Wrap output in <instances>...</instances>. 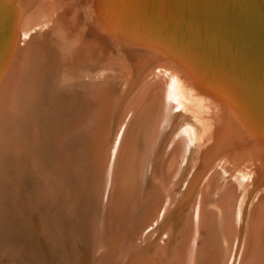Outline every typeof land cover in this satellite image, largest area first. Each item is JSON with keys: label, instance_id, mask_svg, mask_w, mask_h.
<instances>
[{"label": "rangeland", "instance_id": "1", "mask_svg": "<svg viewBox=\"0 0 264 264\" xmlns=\"http://www.w3.org/2000/svg\"><path fill=\"white\" fill-rule=\"evenodd\" d=\"M49 1L53 4L49 5ZM56 1H58V3ZM64 1L67 0H0V51H2L0 53V58L4 57V51H6L7 54L6 58L4 59V65H0V264H99L101 260V250H97V245L96 242H94V236L92 235L93 233L90 227L89 219L90 213H88L87 208L88 203H85L86 201L83 196L84 193H80V188L78 185L74 186L73 188V191L76 194H74V192L70 190V187L68 186L70 176L68 168L65 166L68 164L65 160V156H61L59 151H57V148L54 146V141L52 139V131L54 129L53 123H55L60 116H62L64 119V115L66 116L65 120L72 121L73 118L71 114L72 112H75L71 109V107L73 109H77V107L80 106L79 104L81 103V100L87 96L85 92L90 93L93 96L94 101L98 104L96 116L99 114V119L103 118L104 121H100L101 126H103H100L101 128L98 132L97 130L99 128L98 126L100 125V122H93L92 127L99 123L98 126H96L98 128H96V130L95 127H93L92 130L90 127L93 132L88 129L89 133L92 132L93 134L91 133L89 136L87 135L88 137L85 135L86 138L83 137L85 139L84 143H88V145L86 144L87 148L92 147L95 149L96 147L101 146H98L100 143L104 142L103 145L106 151L105 160H107L108 165L109 158L111 156V154L109 155L108 151H111L113 148L119 125L126 116L125 114H127L138 102L142 96L141 93H144V89L150 85V82L154 79H161L162 76V81L167 88L166 98H168L167 100L169 102L166 103V106H168V123H166V129L163 131L164 134L161 135L154 155L155 168L157 169L158 176H160L166 168L167 159L172 153L170 151H182V149L183 151L182 153L180 152L181 156L179 159V167L177 172L169 181L172 188H170L168 183V189L170 190L167 191V194L169 193V202L167 201V203L169 204L165 203L167 206L161 213L164 215H160V219H157L156 224L150 225V227L146 229L147 232L144 231V234L139 237L141 238V241L138 239L140 242L136 243L134 248L135 252L133 251L134 253L129 263L145 264V261L148 259L152 264H156L157 261V263L160 264H163L164 262L165 264H174L176 259L182 260L181 262L177 261L178 263L176 262V264L183 263L186 258H183V260L182 257H185V255L190 251V238H192L190 236H192L191 231H193L194 226L193 216L195 214L194 212L196 211L197 194L202 185H204V183L207 181L208 177V179H211L209 181L211 184L218 183V187L214 189L215 193H219L221 191L222 194V192L230 187L238 189L239 194L237 206L241 209L243 218L240 225L241 230H243L241 235L242 238L244 230H246V226L249 222L252 206L257 204V200H259V198H264V155H260V153L264 152V98H262L264 97V92L262 91V88L264 89V77L262 78L261 76H264V74L261 73V75H257L261 72L259 68L262 67V65L264 66V11L260 10V8L264 9V0H228L229 3L228 1L224 0L227 2L225 4H228L229 8L226 7L223 2V8H225H222V10L219 9L223 11V13H221V11L218 13L223 14L220 16V20L222 21L225 18L222 22L225 23V26L229 27L228 29L231 36H222L217 32H211L205 25L196 24V26L191 25L190 23H182L181 21L174 18L173 20H171V18L167 19L169 22L166 20L167 26H165L166 24L163 21L164 19H160L158 21L161 24L156 22V20H154V23L151 18H154L155 12L157 13L158 11H151L150 7L149 11L146 9L147 6L143 4L149 3L151 6L152 4L149 2V0H136L137 2L135 0H123V2L121 0H111L110 2L112 4L115 1H119V5L123 7L124 10H122L118 4L116 6L112 5V7L110 3L109 7L119 9V14H126L125 19L124 15L118 16L117 10L112 11V9H109L108 6H103L100 11L103 20L104 18L109 17V19L104 20L108 22H105L107 26L106 28H109V31L107 30V32H113L116 42L120 40V42H118L116 45L111 42L105 44V42H107V38H104L105 36L99 32H97L99 35L95 36L96 30L94 32L91 31V33L89 32V35L87 32H84L85 29L82 30L85 25L88 26L87 24L92 23V25H94L93 18L86 22L87 18L85 19L86 16H84L87 15V12L90 9L92 11V7L90 6L91 4H85V2H90V0H79L85 4V6L82 5L81 10L77 9L78 5L75 7L73 6L78 11L77 14L72 10L70 13L69 10L63 12L62 10L65 7ZM76 1L77 0L74 2ZM165 1L162 0V2ZM168 1L170 6L172 8L174 7L173 9H179L189 0ZM216 1L217 0H215V2ZM39 2L41 7L46 5L48 11L47 9L43 10V7V12L42 10H37L36 12L38 13H35V16H25L27 13L29 14L31 12L26 8H31V6ZM125 2L126 6L124 8ZM56 3L59 6L58 10L61 9L59 12V18L54 16V14H50L52 10L51 7H54ZM137 3H139L140 7ZM231 3L232 5H230ZM236 3L238 4L236 5ZM160 4L161 3H159V5ZM134 5L135 7L138 6L139 9L135 10L137 7L135 8ZM261 5L262 7H260ZM87 6H90V9L87 8ZM104 7L106 8L105 10ZM131 7L134 8H132V10L135 11L134 13L131 10ZM242 9L243 13H240L242 12ZM250 9L253 11V13H250L252 12ZM257 10H260L262 13H259ZM103 12L105 13L103 14ZM128 12L130 15L127 14ZM226 12H228L229 16ZM136 13H138L137 17H135ZM254 13L259 14L258 18L257 16H252ZM64 14L65 18L63 17ZM96 14L98 13L96 12ZM51 15L54 16L52 19ZM132 15L134 16L131 18L130 16ZM31 16L34 17V19L36 18V20L31 18ZM44 19H46V22ZM59 19L60 22L58 21ZM139 19L140 21H138ZM90 21L91 23H89ZM149 21L152 22V26L150 25ZM70 22H72L71 25ZM137 22L139 24H137ZM256 22L257 24H255ZM180 24L186 29L181 28L182 26H180ZM77 26L79 28V32L76 29ZM29 27H32V29ZM74 27H76V32H74V29H72ZM149 27L152 30L149 29ZM234 28L237 30H234ZM70 29L72 30L70 31ZM61 30L63 34L60 32ZM82 31L84 32L83 36L81 35ZM57 32L60 33L58 34ZM69 33L71 36L68 37ZM184 33L185 36L187 35L186 38H184ZM61 34L63 36H61ZM124 34L131 36V38H136L135 36H141L140 34H144L142 36H145L146 39L147 37L154 38L155 44H151L149 47L145 46L142 49H138L139 46L137 48H133L131 45L134 44H132L133 41L130 40V38L126 39L125 37L124 40L122 39L121 36ZM189 34L192 36L190 37ZM240 34H242V36ZM75 35H77L78 39L81 41H77L78 39ZM57 36L59 38H56ZM98 36L101 37L102 41L100 38L99 41L97 38ZM239 36H244L243 38L245 39L242 40V38ZM83 37L85 38V42ZM71 39L76 41L72 42ZM161 39H163L165 43ZM247 39L249 42H247ZM13 40H15V42H13ZM82 40L84 43H81ZM230 40H235L242 46V48H240V45L237 46V51H239V54L241 53L240 55L245 57L247 56L248 61L246 60V65L243 63L244 61L241 62L239 57H236L238 60L235 59V54H233L232 57V53L228 52L230 50H228L229 46L227 43ZM66 41H68V43ZM70 41L75 46H72L73 44L69 43ZM160 41L164 43V45L161 44ZM182 41H185V44ZM241 42H243L242 44L244 45H242ZM245 43L247 45H245ZM161 45L165 50L168 49L167 52H165V50L159 49V46ZM71 46L75 49H73V52L70 51L72 50ZM92 46L97 50L92 48ZM243 46H249V49ZM224 48H227V50ZM147 49L153 52L146 51ZM250 49L252 50L250 51ZM246 50L248 52H246ZM63 52H66V54ZM76 52L77 54L79 53V55H77ZM218 53L220 54L218 55ZM112 54L115 56H112ZM86 55L88 57H86ZM148 55H151L153 60L150 58L151 56ZM137 56L140 58H137L134 61V58ZM222 56H226V58H223L222 60ZM108 57H110L111 60H109L110 58ZM122 57H124L125 60ZM148 57L151 59V62ZM130 58L133 59V61ZM140 59L142 60L141 62ZM229 59L233 60L234 62L230 61ZM129 60H131L132 63H130L131 61ZM146 60L148 61L146 62ZM236 60L238 63L235 62ZM75 61H79L77 62L78 64ZM122 61L123 64L121 63ZM240 62L243 64V66H241L242 64H239ZM234 63L236 65L238 64L237 66H239V69L236 68V73L242 74L243 76L234 73L236 70L234 68L237 67H234ZM258 63H260L259 65H262L258 66ZM121 64L123 66H121ZM170 65L174 68H171ZM168 66L170 67L168 68ZM248 66H252V70ZM65 67H67L66 69H68V71L65 69ZM230 67L233 68V71ZM241 67H245L246 70L245 68L243 69L246 72L249 70V73L247 72L246 74V72L243 71ZM253 67L257 69L255 70ZM247 68L249 69L247 70ZM241 70L243 73L245 72L246 76H244L245 74H243ZM24 71L26 74L28 73L30 77L28 74V76L25 75ZM26 71H29L30 73ZM229 71L236 76L231 74V77ZM102 72L105 75H103ZM130 73H132L133 76H130L132 75ZM167 75L170 76L172 80ZM110 76L113 77L112 81L114 82H112L111 79L109 80ZM116 76L119 77V80H117L118 77ZM241 76L243 78H241ZM164 77H167L166 80L169 79V81L171 80L172 83L170 84L168 80L165 81ZM225 77L228 80H226ZM257 77H259V79ZM260 78L263 81L260 80ZM105 79L107 82L109 80V82L107 83ZM183 79L187 84H185ZM82 80L83 83H87L89 88L84 90L76 85ZM125 81L127 83H125ZM259 81H261V84ZM166 82L170 85V87ZM62 83L63 85L60 86ZM171 85H173V87ZM228 85L229 88H227ZM258 86H260V88ZM98 91H101L102 93H99ZM259 91L260 93H258ZM61 94L64 96H61ZM192 98H195L197 101L195 99L193 100ZM225 98L226 101L224 100ZM51 99H53V102ZM172 101H174V103ZM64 104L66 106H64ZM48 105H51V107ZM195 105H197V108ZM202 105H205L204 108L201 107ZM193 106L195 107L194 109ZM62 107L65 108L63 109ZM55 108L59 109L57 110ZM54 113L56 115H54ZM221 115L224 118H221ZM97 119L98 118L96 117L94 121H99ZM226 122H228V124ZM256 127H258V130ZM104 128L106 130H104ZM259 128H261V130ZM101 129L104 131L102 132ZM100 131L103 133L102 135L100 134ZM92 135H95L97 138H99V144H96V146L95 142L97 143L96 140L98 139L95 136L92 137ZM230 137H233V139ZM91 138L94 139L91 140ZM89 141L95 147H93L92 144L89 145ZM76 143L77 145H72L73 153H75L78 161L83 159L81 162H85L87 157H85L81 150H77L78 143L81 144L80 139L78 142L76 141ZM177 143H181L182 145H177ZM179 147L182 148L180 149ZM92 148L91 151H95L93 153L95 157L97 149L100 148L95 150ZM242 152L245 153L243 154ZM241 153L243 154L242 156ZM248 154L249 156H247ZM255 155L257 156L255 157ZM208 156L211 158L209 159ZM250 160L252 162H250ZM214 168L217 169L215 170ZM100 169L102 168H95L92 166V171L89 170V174L95 173L98 180V177H100V175H98ZM217 171L219 172L220 176ZM240 177L242 178L240 179ZM49 183L53 186H48ZM67 193H70L75 197H72ZM67 213L69 214V218ZM77 225L78 229H76ZM188 240L190 242H188ZM139 245H141L140 248ZM96 251L100 252H98L99 255ZM95 253L97 255H95ZM165 253H167L166 255H168V258L166 257ZM183 253L184 256L182 255ZM140 257L144 258L140 260ZM134 258L136 259L133 260Z\"/></svg>", "mask_w": 264, "mask_h": 264}, {"label": "bare ground", "instance_id": "2", "mask_svg": "<svg viewBox=\"0 0 264 264\" xmlns=\"http://www.w3.org/2000/svg\"><path fill=\"white\" fill-rule=\"evenodd\" d=\"M75 0H67L64 1L65 3V7L62 10L67 11L69 10V13L72 11H75L77 14V10L74 8L76 5L77 9L81 10L82 5L85 6L86 3L91 4L90 6L92 7V11L90 9V6H87V8H89L90 10L87 12V15L85 19L87 18L86 22L89 21V19L93 18V23L94 25H92L91 21L89 23L91 24H87L88 26H84L82 28V30L85 29L84 32H87V34L91 31L94 32L96 30V35L102 34L103 36H105L104 38H107V42H105V44H107L108 42L113 43L114 45L118 44V42H120V40L118 42H116L114 36H113V32L112 33H108L107 30L109 28H106V24L104 21L105 19H109V17L104 18V20L102 19V15L100 13L101 8H103V6H108L109 9H112V11H116L118 12L119 9L117 8H111L110 6V1L111 0H90V2H85V4H83L81 1L77 0L76 2H74ZM79 1V2H78ZM86 1V0H84ZM83 1V2H84ZM88 1V0H87ZM96 1V2H95ZM123 2V0H121ZM131 1V0H130ZM134 1V0H133ZM136 1V0H135ZM165 1V0H163ZM217 1H222V2H217ZM215 2V0H189L185 5L183 4L181 6V8L179 9H173L170 6V3L168 0H166L165 2H162V0H149V2L152 4L150 6L149 3H143L145 4V6H147V10H149V7L151 9V11L153 10H157L158 12L154 14V18H151L152 21L155 23L154 20H156V22H158L160 19H164L163 21L165 22V26H167L166 20L171 18V20L177 19L179 21H181L182 23H190L191 25H196V24H202L205 25L211 32H217L219 34L223 35H230V31H229V27L225 26L222 21L225 19H223L222 21L221 19V13H223L222 8H223V2L224 4L227 3L225 1L228 0H217ZM237 1V0H236ZM245 1V0H243ZM248 1V0H247ZM254 1V0H253ZM256 1V0H255ZM53 2V1H52ZM58 3V1H56ZM113 2V1H112ZM137 2V1H136ZM232 2V1H231ZM250 2V1H249ZM56 3V5L54 7H51V13L50 14H54V16H56L57 18H59V12L60 10H58L59 6ZM131 3V2H130ZM129 3V4H130ZM159 3H161L159 5ZM229 3V1H228ZM235 3V2H234ZM239 3V2H238ZM236 3V5L238 4ZM242 3V2H240ZM245 3V2H243ZM252 3V2H251ZM254 3V2H253ZM258 3V2H256ZM261 3V1H260ZM264 3V2H263ZM49 5L53 4L49 1L48 3ZM47 4V5H48ZM87 4V5H88ZM94 4V5H93ZM119 5V1H115L113 4L111 3V6H116ZM139 6V3H137ZM259 4V3H258ZM2 5V4H1ZM11 5V4H10ZM131 5V4H130ZM136 5V3H135ZM134 5V7H135ZM226 7H228V4H225ZM224 5V6H225ZM232 5V3L230 4ZM243 5V4H242ZM247 5V3H246ZM251 5V4H250ZM263 5V4H262ZM262 5L260 7H262ZM25 6V5H24ZM40 6V7H39ZM74 6V7H73ZM112 6V7H113ZM120 6V5H119ZM126 6V2L124 4V8ZM138 6H136L135 10L139 9ZM144 6V5H143ZM154 6V7H153ZM234 6V5H233ZM252 6V5H251ZM256 6V5H255ZM11 7V6H10ZM44 7V9H43ZM43 7H41L40 2L31 6V8H26L27 10H30L29 14L25 13V16H30V15H34L37 10H46V5H44ZM104 7V10L106 9ZM121 7V6H120ZM140 7V6H139ZM153 7V8H152ZM231 7V6H230ZM12 8V7H11ZM10 8V9H11ZM49 8V7H48ZM122 10L123 7H121ZM120 8V9H121ZM133 7H131L132 10ZM154 8H158V9H154ZM225 8V7H224ZM223 8V9H224ZM229 8V7H228ZM253 8V7H252ZM259 8V7H258ZM134 9V8H133ZM221 9V10H219ZM239 9V8H238ZM248 9V8H247ZM246 9V10H247ZM257 9V8H256ZM42 10V12H43ZM108 10V9H107ZM146 10V11H147ZM251 10V9H250ZM254 10V9H253ZM263 10L264 9H261ZM260 10L259 13L261 12ZM11 11V10H10ZM33 11V12H32ZM48 11V9H47ZM50 11V10H49ZM111 11V10H110ZM133 11V10H132ZM150 11V10H149ZM221 13H218L220 12ZM252 11V10H251ZM255 11V10H254ZM96 12L98 14H96ZM121 12V11H120ZM135 11H133L134 13ZM140 12V10H139ZM138 12V13H139ZM240 12V11H239ZM250 12V11H249ZM248 12V13H249ZM48 13V12H47ZM46 13V14H47ZM105 12H103L104 14ZM109 13V12H108ZM107 13V16H108ZM113 13V12H112ZM136 16L137 17V14ZM153 13V12H152ZM228 14V12H226ZM243 13V9L242 12ZM247 13V14H248ZM250 13H253L250 12ZM258 13V12H256ZM254 13L252 16H257L259 14ZM262 13V12H261ZM49 14V13H48ZM49 14V15H50ZM128 15H130V13H127ZM141 14V13H140ZM139 14V15H140ZM226 14V15H227ZM233 14V13H230ZM244 14V15H247ZM8 15V14H7ZM115 15V14H114ZM113 15V16H114ZM118 16L122 15L119 14V12L117 13ZM124 15V14H123ZM122 15V16H123ZM126 15V14H125ZM124 15L125 19L126 16ZM135 15V14H134ZM130 16L131 18L134 16ZM157 15V16H156ZM249 15V14H248ZM264 15V14H263ZM35 16V15H34ZM53 15H51V19L54 17ZM73 16V15H72ZM83 16V17H84ZM89 16V17H88ZM110 16V15H109ZM112 16V15H111ZM229 16V14H228ZM232 16V15H231ZM37 17V16H36ZM49 17V16H48ZM65 18V14L63 16ZM70 17V16H69ZM224 17V16H223ZM222 17V18H223ZM31 18L34 19V17L31 16ZM45 18V17H44ZM75 18V17H74ZM115 18V17H114ZM159 18V19H158ZM228 18V17H227ZM235 18V16H234ZM240 18V17H239ZM244 18V16H243ZM242 18V19H243ZM254 18V17H253ZM28 19V17H27ZM26 19V20H27ZM47 19V18H46ZM46 19L45 22H46ZM49 19V18H48ZM112 19V18H110ZM120 19V18H119ZM129 19V18H128ZM136 19V18H135ZM143 19V18H142ZM229 19V18H228ZM252 19V18H250ZM255 19V18H254ZM263 19V18H262ZM36 20V18L34 19ZM40 20V19H39ZM56 20V19H55ZM130 20V19H129ZM134 20V19H131ZM235 20V19H234ZM261 20V19H260ZM29 21V20H28ZM60 22V19L58 20ZM70 21V20H69ZM75 21V20H74ZM136 21V20H135ZM140 21V19L138 20ZM169 22V20H167ZM244 21V19H243ZM248 21V19H247ZM259 21V20H258ZM262 21V20H261ZM26 22V21H25ZM30 22V21H29ZM53 22V20H52ZM83 22V21H82ZM150 22V21H149ZM225 22V21H224ZM229 22V21H228ZM233 22V21H232ZM236 22V21H235ZM28 23V22H26ZM34 23V22H33ZM32 23V24H33ZM97 23V24H95ZM108 23V22H107ZM160 23V22H158ZM231 23V22H230ZM234 23V22H233ZM22 24V23H21ZM72 24V22H70V25ZM112 24V23H111ZM110 24V25H111ZM137 24H139L137 22ZM161 24V23H160ZM163 24V23H162ZM170 24V23H168ZM257 24V22L255 23ZM12 25V24H11ZM74 25V24H73ZM119 25V24H118ZM144 25V24H143ZM150 25L152 26V22H150ZM154 25V24H153ZM156 25L158 26V24L156 23ZM66 26V25H65ZM162 26V25H161ZM164 26V27H165ZM171 26V25H170ZM180 26H182L180 24ZM197 26V25H196ZM2 27V26H1ZM27 27V26H26ZM73 27V26H72ZM106 29H104V28ZM145 27V26H144ZM160 27V26H159ZM158 27V28H159ZM162 27V28H164ZM193 27V26H192ZM195 27V26H194ZM13 28V27H12ZM30 28V27H29ZM62 28V27H61ZM74 29V32L75 31ZM147 28V27H146ZM154 28V27H153ZM161 28V27H160ZM170 28V27H169ZM168 28V29H169ZM181 28H185V27H181ZM189 28V25H188ZM240 28V27H239ZM238 28V29H239ZM32 29V27L30 28ZM64 29V28H62ZM70 29V31L72 30ZM77 30L79 29L78 26L76 28ZM149 29H151L149 27ZM166 29V28H165ZM186 29V28H185ZM25 30V29H24ZM152 30V29H151ZM155 30V29H154ZM170 30V29H169ZM184 30V29H183ZM182 30V31H183ZM234 30H237L234 28ZM56 31V30H55ZM59 31V30H58ZM109 31V30H108ZM185 31V30H184ZM196 31V30H194ZM62 34V30L60 31ZM59 32V33H60ZM67 32V31H65ZM73 32V33H74ZM79 32V30H78ZM83 31L81 32L82 36H83ZM97 32H99L97 34ZM241 32V31H240ZM34 33V32H33ZM31 33V34H33ZM58 33V32H57ZM56 33V34H57ZM58 33V34H59ZM68 33V32H67ZM71 33V32H70ZM69 33L68 37L71 36ZM72 33V34H73ZM183 33V32H182ZM190 33V32H189ZM194 33V32H193ZM55 34V36H56ZM61 34V36H63ZM187 34V33H186ZM208 34V33H207ZM243 34V33H242ZM242 34H240L242 36ZM80 35V34H78ZM89 35V34H88ZM141 36H135L136 38H131V36L129 35H122V39L124 40V38L126 37V39L130 38V40L133 41L131 45L133 48L134 47H138V49H142L145 46H150L151 44H155L154 38L151 37H146L142 36L144 34H140ZM205 35V34H204ZM253 35V34H252ZM73 36V35H72ZM78 39V36L75 35ZM85 36V34H84ZM185 36V33H184ZM190 36V34H189ZM192 36V35H191ZM190 36V37H191ZM207 36V35H206ZM239 36V37H241ZM250 36V34H249ZM67 37V38H68ZM182 37V36H181ZM187 35L184 37L186 38ZM238 37V38H239ZM244 37V36H243ZM242 38V40H244L245 38ZM248 37V36H247ZM27 38V37H26ZM53 38V37H52ZM56 38H59L58 36ZM63 38V37H62ZM66 38V37H65ZM64 38V39H65ZM71 38V37H70ZM74 38V37H73ZM87 38V37H86ZM98 39L101 37H97ZM103 38V39H104ZM118 38V37H117ZM213 38V37H212ZM232 38V37H231ZM253 38V37H252ZM55 39V38H53ZM52 39V40H53ZM63 39V40H64ZM75 39V38H74ZM81 39V38H80ZM84 42H85V38L83 37ZM99 39V41H100ZM210 39V38H209ZM251 39V38H249ZM50 40V39H49ZM70 40V39H67ZM87 40V39H86ZM89 40V39H88ZM146 40V41H145ZM163 41V39H161ZM225 40V39H224ZM55 41V40H54ZM60 41V40H59ZM72 42L76 41V40H72ZM69 43H72V42ZM77 41H81V40H77ZM92 41V40H91ZM102 41V39H101ZM181 41V40H180ZM216 41V40H215ZM12 42V41H11ZM13 42H15V40H13ZM53 42V41H52ZM68 43V41H66ZM83 40L81 43H84ZM122 42V41H121ZM161 42V41H160ZM165 43V41H163ZM185 44V41H182ZM208 42V41H207ZM217 42V41H216ZM224 42V41H223ZM247 42L248 39H247ZM20 43V42H19ZM61 43V42H60ZM59 43V44H60ZM65 43V42H64ZM91 43V42H90ZM164 43L161 42V44L164 45ZM206 43V42H205ZM243 42H241L242 44ZM54 44V43H53ZM58 44V43H57ZM55 44V45H57ZM73 44V43H72ZM104 44V43H103ZM159 44V43H158ZM228 44V46H227ZM226 44V46L228 47V52L232 53V57L233 54H235L236 56L234 57L235 59H237L236 57H239V59H241V62L244 61L243 63L246 65V60H247V56H243L239 54V51H237V46H239V42L237 43L235 40H230L228 41V43ZM40 45V44H39ZM62 45V44H61ZM69 45V44H67ZM66 45V46H67ZM71 45V44H70ZM80 45V44H79ZM86 45V44H85ZM88 45V42H87ZM86 45V46H87ZM90 45V44H89ZM204 45V43H203ZM202 45V46H203ZM244 45V44H242ZM245 45H247L245 43ZM59 46V45H58ZM57 46V48H58ZM72 46H75L74 44ZM71 46V47H72ZM85 46V47H86ZM184 46V45H183ZM220 46V45H219ZM218 46V47H219ZM241 46V45H240ZM60 47V46H59ZM70 47V46H69ZM81 47V46H80ZM83 47V46H82ZM245 47V46H243ZM22 48V47H20ZM62 48V47H61ZM60 48V50H61ZM67 48V47H66ZM76 48V47H75ZM78 48V47H77ZM84 48V47H83ZM82 48V49H83ZM92 48H94L92 46ZM206 48V47H205ZM242 48V46L240 47ZM247 49H249L248 47H245ZM252 48V47H251ZM73 47H72V51L73 52ZM81 49V50H82ZM86 49V48H85ZM84 49V50H85ZM95 49V48H94ZM160 50H165L163 48V46H159ZM193 49V48H192ZM220 49V48H219ZM222 49V48H221ZM227 50V48H224ZM75 50V49H74ZM97 50V49H95ZM158 50V49H157ZM168 50V49H167ZM167 50H165V52H167ZM200 50V49H199ZM203 50V48H202ZM201 50V51H202ZM207 50V49H206ZM252 49H250L251 51ZM63 51V50H62ZM60 51V52H62ZM66 51V50H65ZM86 51V50H85ZM113 51V49H112ZM146 51H150V50H146ZM225 51V50H224ZM2 51H0L1 53ZM67 52V51H66ZM66 52L64 54H66ZM79 52V49H78ZM84 52V51H83ZM87 52V51H86ZM95 52V51H94ZM153 52V51H150ZM220 52V51H219ZM235 52V53H234ZM246 52H248L246 50ZM61 53V54H63ZM70 53V52H69ZM82 53V51H81ZM90 53V52H89ZM88 53V54H89ZM98 53V52H96ZM114 53V52H113ZM223 53V52H222ZM225 53V52H224ZM244 53V52H243ZM60 54V56H61ZM77 54V52H76ZM87 54V55H88ZM115 54V53H114ZM114 54H112V56H115ZM174 54V53H173ZM220 53H218L219 55ZM228 54V53H227ZM246 54V53H244ZM4 57L0 58V65H4L5 63V58L7 56L6 51L3 52ZM68 55V54H67ZM79 55V53L77 54ZM86 55V57H88ZM168 55V54H167ZM178 55V54H177ZM225 55V54H223ZM111 56V57H112ZM124 56V55H123ZM131 56V55H130ZM141 56V55H140ZM144 56V55H143ZM142 56V57H143ZM151 56V55H148ZM174 56V55H173ZM229 56V55H228ZM227 56V57H228ZM52 57V56H51ZM62 57V56H61ZM64 57V56H63ZM69 57V56H68ZM77 57V56H76ZM75 57V58H76ZM84 57V56H83ZM85 57V58H86ZM129 57V56H128ZM154 57V56H153ZM177 57V56H176ZM253 57V56H251ZM105 58V57H104ZM110 58V57H108ZM115 58V57H114ZM124 58V57H122ZM133 58V57H132ZM140 58L139 56H137L136 58H134V61ZM149 58V57H148ZM152 59V56L150 57ZM149 58L150 62L151 59ZM223 58H226L222 56V60ZM231 58V57H230ZM233 58V59H234ZM249 58V57H248ZM64 59V58H63ZM88 59V58H87ZM107 59V58H106ZM105 59V60H106ZM128 59V58H126ZM131 59V58H130ZM146 59V58H145ZM234 59V60H235ZM4 60V62H3ZM74 60V59H72ZM80 60V59H78ZM111 60V58L109 59ZM108 60V61H109ZM119 60V59H118ZM125 60V58H124ZM123 60V61H124ZM133 61V59H131ZM129 60V61H131ZM153 60V59H152ZM221 60V61H222ZM225 60V59H224ZM230 60V59H229ZM238 60V59H237ZM235 61L238 63V61ZM65 61V60H64ZM98 61V60H97ZM104 61V60H103ZM102 61V62H103ZM121 61V60H120ZM123 61L121 62L123 64ZM132 61L130 63H132ZM139 61V60H138ZM142 60L140 59V62ZM148 60H146L147 62ZM233 61V60H230ZM248 61V60H247ZM76 62V61H75ZM79 62V61H77ZM76 62V63H77ZM114 62V61H113ZM112 62V63H113ZM137 62V61H136ZM139 62V63H140ZM154 62V61H153ZM157 62V61H156ZM155 62V63H156ZM163 62V61H162ZM234 62V61H233ZM239 63L240 65L242 63ZM252 62V61H251ZM29 63V62H28ZM75 63V64H76ZM105 63V62H104ZM108 63V62H107ZM127 64H129L128 62H126ZM143 63V62H142ZM141 63V64H142ZM149 63V62H148ZM249 63V62H248ZM78 64V63H77ZM87 64V63H86ZM119 64V63H118ZM121 64V66H123ZM125 64V62H124ZM231 64V63H230ZM254 64V63H253ZM260 63H258V66ZM31 65V63H30ZM52 65V64H51ZM111 65V64H110ZM138 65V63H137ZM140 65V64H139ZM146 65V64H145ZM158 65V64H157ZM232 65V64H231ZM238 65V64H237ZM234 63V67L237 66ZM248 65V64H247ZM251 65V63H250ZM66 66V65H65ZM114 66V65H113ZM125 66V65H124ZM171 66V65H170ZM168 66V68L170 67ZM243 66V64L241 65ZM173 66H171L172 68ZM233 67V66H232ZM239 66L235 67L234 69L238 68ZM246 67V66H245ZM243 67V68H245ZM250 67V69L252 68V66H248ZM67 67H65L66 69ZM70 68V67H69ZM123 68V67H122ZM138 68V67H136ZM140 68V67H139ZM145 68V67H144ZM174 68V67H173ZM231 68V67H230ZM241 67V69H243ZM255 67H253L254 69ZM75 69V68H74ZM124 69V68H123ZM177 69V68H176ZM239 69V68H238ZM249 68H247L248 70ZM257 68H255L256 70ZM4 70V68H3ZM26 70V69H25ZM29 70V69H28ZM49 70V69H48ZM68 71V69H66ZM93 70V69H92ZM138 70V69H137ZM140 70V69H139ZM172 70V69H171ZM196 70V69H195ZM231 70L233 71V68H231ZM246 70V68H245ZM243 69V71H245ZM252 70V69H251ZM250 70V71H251ZM254 70V71H255ZM259 70H261L260 74H257L258 76L262 74H264V66L262 65V67L259 68ZM90 71V70H89ZM123 71V70H122ZM237 69L234 71V73H236ZM249 71V70H248ZM247 71V72H248ZM252 71V72H254ZM29 72V71H26ZM75 72V71H73ZM82 72V71H80ZM109 72V70H108ZM114 72V71H113ZM156 72V71H155ZM172 72V71H171ZM175 72V71H174ZM177 72V71H176ZM230 72V71H229ZM239 72V71H238ZM242 72V70H241ZM246 72V71H245ZM245 72L243 74H245ZM246 72V74H247ZM257 72V71H256ZM25 73V71H24ZM30 73V72H29ZM101 73V72H100ZM105 73V71H104ZM118 73V72H117ZM137 73V72H136ZM135 73V74H136ZM157 73V72H156ZM240 73V72H239ZM249 73V72H248ZM255 73V72H254ZM259 73V72H258ZM28 74V73H27ZM25 73V75H27ZM71 74V73H70ZM77 74V73H76ZM99 74V73H98ZM103 74V72H102ZM107 74V73H106ZM115 74V73H114ZM119 74V73H118ZM132 74V73H130ZM140 74V73H139ZM173 74V73H172ZM181 74V73H180ZM235 75L233 73L230 72V75ZM238 74V73H236ZM246 74L244 76H246ZM29 75V74H28ZM27 75V76H28ZM84 75V74H83ZM105 75V74H103ZM113 75V74H112ZM117 75V74H116ZM121 75V74H120ZM231 75V77H232ZM238 75H242V74H238ZM237 75V76H238ZM250 75V74H249ZM100 76V75H99ZM123 76V75H122ZM121 76V78H122ZM130 76H133L130 75ZM129 76V77H130ZM151 76V75H150ZM168 76V75H167ZM229 76V75H228ZM227 76V77H228ZM236 76V75H235ZM243 76V75H242ZM241 76V78H243ZM248 76V75H247ZM254 76V75H253ZM252 76V77H253ZM262 78L264 77L263 75H261ZM30 77V75H29ZM112 77V76H110ZM109 77V80L113 79ZM115 77V76H114ZM118 77V76H116ZM128 77V78H129ZM160 77V76H159ZM170 78V76H168ZM180 77V76H179ZM182 77V75H181ZM239 77V76H238ZM249 77V76H248ZM256 77V76H255ZM103 78V77H102ZM107 78V77H106ZM161 78V77H160ZM165 81H169V79L166 80L167 77H164ZM199 78V77H198ZM226 78V77H225ZM234 78V77H233ZM240 78V79H241ZM250 78V77H249ZM259 79V77H257ZM115 79V78H114ZM131 79V77H130ZM136 79V78H135ZM163 76L161 79H154V80H150V85L144 89V93H141L142 96L141 98L138 100V102L134 105V107L127 113L125 114L126 116L124 117V119L122 120L121 124L119 125L118 128V132L116 134V138L114 141V145L111 151H108L109 155L111 154L110 158H109V164L107 165V160H105V147L103 145L104 142L102 143H98L99 138H97V136H95L98 140L97 143L95 142V146L96 144H99L98 146L100 147H96L100 148L97 149L96 151V155L94 157V152L95 151H91V148H87L88 143H84L85 139L83 137H88L89 134H91L93 131V127L98 128L97 132L100 130V128L103 126H101V122L103 120V118H100V115H97V111H98V104L94 101L93 96L90 93H87V96L81 100V103L79 104L80 106L77 107V109H73L71 107V109L75 112H72V121H67L65 120V115H64V119L62 118V116L59 117V119H57V121L54 124V129L52 131V139L54 141V146L57 148V151H59V153L65 156V160L67 161L68 165V172H69V176H70V181H68L69 183V187L70 190L73 191L74 186L78 185V187L80 188V193H84V199H85V203H88V213L89 214V219H90V227L92 230V235L94 236V242H96V247L97 250H101V260L99 262V264H130L129 261L133 255L134 248L137 242L141 241V238H139L142 234H144V231H146L147 228L150 227V225L152 224H156L157 219L159 218L160 215H164L161 214L164 210V208L167 206V201H168V195L167 191L170 190L168 189L170 186L169 181L172 179V177L175 175V173L177 172V169L179 167V159H180V152L182 153V151L180 150H171L170 152L171 155L170 157L167 159V165L166 168L164 170V172L158 176L157 173V169L155 168V160H154V155H155V151L156 148L158 146V143L160 141L161 135L164 134L163 131L164 129H166V123H168V106H166V103L169 102L166 98L167 95V88L165 86V84L162 81ZM171 79V78H170ZM177 79V78H176ZM252 79V78H251ZM254 79V78H253ZM257 79V80H258ZM4 80V78H3ZM2 80V81H3ZM6 80V79H5ZM108 80V82H109ZM119 80V77L118 79ZM129 80V79H128ZM126 80V81H128ZM172 80V79H171ZM169 81L170 84L172 83V81ZM184 80V79H183ZM225 80V79H224ZM226 80H228L226 78ZM225 80V81H226ZM243 80V79H242ZM241 80V81H242ZM260 80H262L260 78ZM1 81V82H2ZM106 81V79H105ZM110 81V82H111ZM125 81V83H127ZM182 81V80H181ZM224 81V82H225ZM263 81V80H262ZM6 82V81H5ZM73 82V81H72ZM107 82V81H106ZM107 82V83H108ZM114 82V81H112ZM134 82V81H133ZM144 82V81H142ZM185 82V80H184ZM228 82V81H227ZM226 82V85H227ZM256 82V81H255ZM261 84V81H259ZM116 83V82H115ZM131 83V82H130ZM167 83V82H166ZM264 83V82H263ZM1 84V83H0ZM6 84V83H5ZM68 84V83H67ZM112 84V83H111ZM168 84V83H167ZM185 84H187L185 82ZM225 84V83H224ZM229 84V83H228ZM258 84V85H260ZM19 85V84H18ZM63 85L60 84V86ZM69 85V84H68ZM73 85V84H72ZM79 88L81 89H86L89 88L87 86V83H83V80L81 82H78V84H76ZM99 85V84H98ZM169 85V84H168ZM225 85V86H226ZM231 85V83H230ZM257 85V83H256ZM59 86V85H57ZM65 86V85H64ZM110 86V84H109ZM126 86V85H125ZM144 86V85H143ZM173 87V85H171ZM189 86V85H188ZM232 86V85H231ZM234 86V85H233ZM262 86V85H261ZM63 87V86H62ZM94 87V86H93ZM128 87V86H127ZM168 87V86H167ZM170 87V85H169ZM184 87V86H183ZM186 87V86H185ZM260 88V86H258ZM58 88V87H56ZM103 88V87H102ZM140 88V87H139ZM187 88V87H186ZM229 88V85L228 87ZM63 89V88H62ZM61 89V90H62ZM47 90V89H46ZM103 90V89H102ZM101 90V91H102ZM106 90V89H105ZM126 90V89H125ZM183 90V89H182ZM261 90V89H260ZM56 91V89H55ZM60 91V90H59ZM89 91V90H88ZM100 91V92H101ZM188 91V90H187ZM187 91H185L186 93H188ZM262 91L264 92V89L262 88ZM99 92V91H98ZM99 92V93H100ZM103 92V91H102ZM101 92V93H102ZM171 92V91H170ZM174 92V91H173ZM182 92V91H181ZM54 93V92H53ZM64 93V92H63ZM169 93V91H168ZM260 93V91L258 92ZM262 93V92H261ZM30 94V93H29ZM59 94V93H58ZM108 94V93H107ZM140 94V95H141ZM51 95V94H50ZM63 94H61L62 96ZM70 95V94H69ZM106 95V94H105ZM189 95V94H188ZM207 95V94H206ZM211 95V94H210ZM232 95V94H231ZM259 95V94H258ZM53 96V95H52ZM56 96V95H54ZM64 96V95H63ZM98 96V95H97ZM264 96V95H263ZM57 97V96H56ZM100 97V96H99ZM107 97V96H106ZM173 97V96H171ZM175 97V96H174ZM179 97V96H178ZM186 97V96H185ZM188 97V96H187ZM190 97V96H189ZM49 98V97H48ZM54 98V97H53ZM66 98V97H65ZM102 98V97H101ZM223 98V97H222ZM228 98V97H226ZM226 98L224 99L226 101ZM264 98V97H262ZM71 99V98H70ZM77 99V98H76ZM74 99V100H76ZM97 99V98H96ZM100 99V98H99ZM109 99V98H107ZM170 99V97H169ZM193 100L195 98H192ZM210 99V98H209ZM219 99V98H218ZM53 99H51L52 101ZM101 100V99H100ZM171 100V99H170ZM188 100V99H187ZM196 100V99H195ZM263 100V99H261ZM42 101V100H41ZM62 101V100H61ZM60 101V103H61ZM67 101V100H66ZM137 101V100H136ZM135 101V102H136ZM179 101V100H178ZM197 101V100H196ZM229 101V99H228ZM227 101V102H228ZM53 102V101H52ZM55 102V101H54ZM100 102V101H98ZM102 102V101H101ZM174 103V101H172ZM191 102V101H190ZM258 102V101H257ZM256 102V103H257ZM59 103V105H60ZM64 103V102H63ZM104 103V102H102ZM106 103V102H105ZM40 104V103H39ZM50 104V103H49ZM66 104V103H65ZM64 104V106H66ZM101 104V103H100ZM125 104V103H124ZM127 104V103H126ZM181 104V103H180ZM202 104V103H201ZM200 104V105H201ZM260 104V101H259ZM47 105V104H46ZM55 105V104H54ZM62 105V104H61ZM112 105V104H111ZM170 105V103H169ZM49 106V105H48ZM57 106V105H56ZM105 106V104H104ZM107 106V104H106ZM123 106V105H122ZM197 108V105H195ZM205 106V105H204ZM204 106L202 105L201 107L204 108ZM51 107V105L49 106ZM53 107V104H52ZM108 107V106H107ZM112 107V106H111ZM170 107V106H169ZM63 108V107H62ZM65 108V107H64ZM63 108V109H64ZM176 108V107H174ZM195 107L193 106V109ZM208 108V107H207ZM57 109V108H55ZM59 109V108H58ZM57 109V110H58ZM102 109V108H101ZM105 109V108H104ZM109 109V108H108ZM212 109V108H211ZM120 110V109H119ZM171 110V109H170ZM63 111V110H62ZM66 111V109H65ZM71 111V110H70ZM100 111V109H99ZM104 111V110H103ZM108 111V110H106ZM173 111V110H172ZM53 112V111H52ZM100 113V112H99ZM174 113V112H173ZM188 113V112H187ZM217 114H219L218 112H216ZM53 114V113H52ZM65 114V112H64ZM104 114V112H103ZM107 114V113H106ZM249 114V113H248ZM247 114V115H248ZM54 115H56L54 113ZM63 115V114H62ZM53 116V115H52ZM113 116V115H112ZM219 116V115H217ZM96 117L98 118L97 120L99 121H94L96 119ZM242 117V116H241ZM248 117V116H246ZM68 118V117H67ZM105 118V117H104ZM113 118V117H112ZM170 118V116H169ZM184 118V117H183ZM221 118L222 117L221 115ZM245 118V116H244ZM249 118V117H248ZM55 119V118H54ZM70 119V118H69ZM68 119V120H69ZM71 120V119H70ZM246 120V119H245ZM244 120V121H245ZM54 121V120H53ZM104 121V120H103ZM115 121V120H114ZM250 121V120H249ZM256 121V120H255ZM93 122H100V125L98 126L99 123L96 124L92 127ZM179 122V121H178ZM248 122V121H247ZM254 122V120H253ZM107 123V122H106ZM105 123V124H106ZM116 123V121H115ZM228 124V122H226ZM252 124V123H250ZM257 124V123H256ZM259 124V123H258ZM46 125V124H45ZM168 125V124H167ZM101 126V127H100ZM227 126V125H226ZM254 126V125H252ZM91 127V129H90ZM170 127V126H169ZM220 127V126H219ZM249 127V126H248ZM250 128V127H249ZM253 128V127H252ZM251 128V129H252ZM258 130V127H256ZM90 129L91 133H89ZM103 129V128H102ZM101 129V130H102ZM169 129V128H168ZM167 129V130H168ZM254 129V128H253ZM261 130V128H259ZM104 130H106L104 128ZM102 130V132L104 131ZM175 130V129H174ZM178 130V129H177ZM181 130V129H180ZM227 130V128H226ZM88 131V132H87ZM95 131V130H94ZM166 131V130H165ZM96 132V131H95ZM100 131V134L102 135V133ZM260 132V131H259ZM167 133V132H166ZM174 133V132H173ZM225 133V132H223ZM229 133V131H228ZM227 133V135H228ZM93 134V133H92ZM99 134V133H96ZM180 134V133H178ZM184 134V132H183ZM182 134V135H183ZM262 134V132H261ZM88 135V136H87ZM181 135V136H182ZM230 135V133H229ZM260 135V134H259ZM100 136V135H98ZM167 136V135H166ZM235 136V133H234ZM264 136V135H263ZM85 137V138H86ZM91 137V136H90ZM102 138V137H101ZM104 138V135H103ZM185 138V137H184ZM233 139V137H230ZM252 138V137H251ZM80 139L81 144L78 143L77 146V150L80 151L85 155L86 161L85 162H81L78 161L75 153H73V148L72 145L75 144L77 145L76 141L78 142ZM83 139V140H82ZM89 139V138H88ZM94 139V138H93ZM91 138V140H93ZM164 139V138H163ZM190 139V138H189ZM90 140V141H91ZM94 140V141H95ZM101 140V139H100ZM104 140V139H103ZM102 140V141H103ZM166 140V139H164ZM183 140V139H182ZM88 141V140H87ZM86 141V142H87ZM89 141V145H91L92 143H90ZM106 141V140H105ZM113 141V140H111ZM184 141V140H183ZM187 141V140H185ZM217 141V140H216ZM227 141V140H226ZM224 141V142H226ZM235 141V139H234ZM238 141V140H237ZM254 141V139H253ZM92 142V141H91ZM101 142V141H100ZM180 142V141H179ZM236 142V141H235ZM238 143V142H237ZM174 144V143H173ZM186 144V143H184ZM227 144V143H226ZM230 144V142H229ZM239 144V143H238ZM168 145V143H167ZM177 145H182L181 143H177ZM261 145V144H260ZM93 146V144H92ZM93 146V147H95ZM173 146V145H172ZM171 146V147H172ZM170 147V146H169ZM186 147V145H185ZM164 148V147H163ZM180 148V147H179ZM182 148V147H181ZM180 148V149H181ZM184 148V147H183ZM226 148V146H225ZM93 149V148H92ZM93 149V150H95ZM168 149V148H167ZM171 149V148H170ZM173 149V148H172ZM175 149V148H174ZM178 149V148H177ZM222 149V147H221ZM174 151V152H173ZM243 151V150H242ZM262 151V150H261ZM260 151V152H261ZM219 152V151H218ZM259 152V153H260ZM263 152V151H262ZM243 154L245 152H242ZM241 153V156L243 155ZM264 153V152H263ZM263 153H260V155H264ZM214 154V153H213ZM163 155V154H162ZM218 155V154H217ZM60 156V158H61ZM249 156V154L247 155ZM257 155H255L256 157ZM81 157V156H80ZM79 157V158H80ZM157 157V156H156ZM209 157V156H208ZM245 157V156H244ZM64 158V157H63ZM165 158V157H164ZM211 157H209L210 159ZM216 158V157H215ZM259 158V157H258ZM204 159V158H203ZM220 159V158H219ZM249 159V158H247ZM257 159V158H255ZM213 160V159H212ZM218 160V159H217ZM165 161V160H164ZM214 161V160H213ZM212 161V162H213ZM182 162V161H181ZM226 162V161H225ZM250 162H252L250 160ZM257 162V161H256ZM60 163V162H58ZM56 163V164H58ZM98 163V164H97ZM183 163V162H182ZM224 163V162H222ZM65 164V163H64ZM63 164V165H64ZM231 164V163H230ZM235 164V163H234ZM258 164V163H257ZM100 165V166H99ZM163 165V164H162ZM223 165V164H222ZM233 165V164H232ZM231 165V166H232ZM254 165V164H253ZM59 166V165H58ZM92 166L95 168H102L99 170L98 175H100V177H98L97 180V176L96 174H89V170L92 171ZM181 166V165H180ZM256 166V165H255ZM220 167V166H219ZM224 168V167H223ZM182 169V168H181ZM215 169V168H214ZM217 169V168H216ZM215 169V170H216ZM239 169V168H238ZM213 170V171H215ZM231 170V169H230ZM212 171V172H213ZM223 171V169H222ZM64 172V171H63ZM211 172V173H212ZM218 172V171H217ZM66 173V172H65ZM97 173V172H96ZM180 173V172H179ZM160 174V173H159ZM217 174V173H216ZM219 174V172H218ZM179 175V174H178ZM212 176V175H211ZM220 176V174H219ZM233 176V175H232ZM243 176V175H242ZM178 177V176H177ZM209 178V177H208ZM207 181L204 183V185H202V187L199 189L198 194H197V200H196V211L194 212V226H193V231H191V235L190 241L188 240V242L191 243L190 246V251L185 255L186 258L182 264H264V198H259V200H257V204L254 206H252L251 211H250V217H249V222L248 225L246 226V230H244V234L241 238L242 232L243 230H241L240 225H241V220H243L242 218V211L241 209L237 206V201H238V189L234 188V187H230L228 189H226L224 192L221 191L219 193H215L214 189L217 186L218 183H213L211 184L209 181L211 179H208ZM217 178V177H216ZM215 178V179H216ZM237 178V176H236ZM242 177H240L241 179ZM244 178V177H243ZM235 179V177H234ZM67 180V179H65ZM218 181V180H217ZM238 181V180H237ZM52 183V182H51ZM169 183V186H168ZM261 183V182H260ZM166 184H167V188H166ZM52 184L49 183L48 186H50ZM53 186V185H52ZM88 186V187H87ZM173 186V185H172ZM170 188H172L170 186ZM63 189V188H62ZM261 191V188H260ZM67 192V191H66ZM74 192V191H73ZM263 192V191H262ZM59 193V192H57ZM61 194V192H60ZM68 194V193H67ZM70 194V193H69ZM68 194V195H69ZM74 194H76L74 192ZM62 195V194H61ZM64 195V194H63ZM71 195V194H70ZM263 195V193H262ZM65 196V195H64ZM72 197H75L73 195H71ZM172 196V195H171ZM55 198V197H52ZM57 198V197H56ZM60 198V197H59ZM65 198V197H64ZM74 199V198H73ZM76 199V198H75ZM83 199V198H82ZM79 200V199H78ZM58 202V201H57ZM61 202V200H60ZM169 202V201H168ZM69 203V202H68ZM71 203V202H70ZM167 203V204H165ZM171 204V202H170ZM255 204V203H254ZM170 207V206H169ZM72 208V205H71ZM70 209V208H68ZM72 210V209H71ZM166 210V209H165ZM68 211V210H67ZM170 211V210H169ZM73 212V211H72ZM69 213V211H68ZM68 218H69V214ZM71 213V212H70ZM76 213V212H75ZM184 213V212H183ZM73 214V213H72ZM190 217V218H191ZM160 219V218H159ZM160 222V221H159ZM158 225V224H157ZM81 227V226H80ZM89 227V228H90ZM152 228V227H151ZM192 228V227H191ZM78 229V225L77 228ZM80 229V228H79ZM169 229V228H168ZM192 230V229H191ZM241 230V233H240ZM86 231V230H85ZM151 231V230H150ZM153 231V229H152ZM78 232V231H77ZM149 232V231H148ZM79 234V233H78ZM77 234V235H78ZM185 234V233H184ZM164 236V235H163ZM183 236V235H181ZM149 237V236H148ZM145 238V237H144ZM140 239V241L138 240ZM27 241V240H26ZM77 242V241H76ZM75 242V244H76ZM143 242V241H142ZM189 243V244H190ZM139 244V243H138ZM137 244V245H138ZM142 244V243H141ZM157 244V242H156ZM141 245H139L140 248ZM184 246V245H183ZM77 247V246H76ZM81 247V246H80ZM138 248V246H137ZM136 250V249H135ZM163 250V249H161ZM160 250V251H161ZM134 251V252H133ZM137 251V250H136ZM158 251V252H160ZM167 251V250H165ZM163 251V252H165ZM188 251V250H187ZM97 252V251H96ZM99 252V251H98ZM97 252V253H98ZM90 253V252H89ZM100 253V252H99ZM98 253V255H99ZM142 253V252H141ZM146 253V252H145ZM185 253V252H184ZM184 253L182 254L184 256ZM167 253H165L166 255ZM95 255H97L95 253ZM91 256V255H90ZM94 256V255H93ZM142 256V255H141ZM168 255H166L167 257ZM157 257V256H155ZM164 257V256H163ZM80 258V257H79ZM98 258V257H97ZM96 258V259H97ZM144 258V257H140V260ZM154 258V256H153ZM165 258V257H164ZM168 258V257H167ZM166 258V259H167ZM136 258H134L133 260H135ZM80 260V259H79ZM132 260V261H133ZM156 260V258H155ZM154 260V261H155ZM81 261V260H80ZM94 261V260H93ZM157 261V260H156ZM155 261V262H156ZM161 261V260H160ZM159 261V262H160ZM165 261V260H164ZM177 261H182V260H175ZM82 262V261H81ZM97 262V261H96ZM95 262V263H96ZM145 264H152L151 261L148 259L147 261H145ZM158 262V261H157ZM156 264H160L157 263ZM163 262V260H162ZM176 262H174V264H176ZM178 263V262H177ZM142 264V263H141ZM165 264V262L163 263ZM180 264V263H179Z\"/></svg>", "mask_w": 264, "mask_h": 264}]
</instances>
